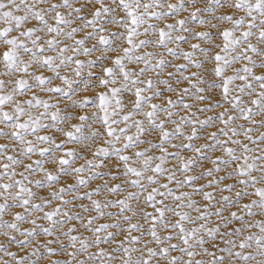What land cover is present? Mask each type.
Returning <instances> with one entry per match:
<instances>
[{"label": "snow or ice", "instance_id": "obj_1", "mask_svg": "<svg viewBox=\"0 0 264 264\" xmlns=\"http://www.w3.org/2000/svg\"><path fill=\"white\" fill-rule=\"evenodd\" d=\"M0 264H264V0H0Z\"/></svg>", "mask_w": 264, "mask_h": 264}]
</instances>
